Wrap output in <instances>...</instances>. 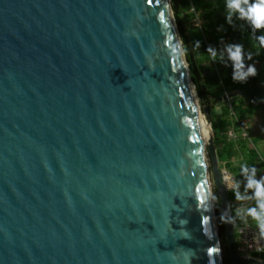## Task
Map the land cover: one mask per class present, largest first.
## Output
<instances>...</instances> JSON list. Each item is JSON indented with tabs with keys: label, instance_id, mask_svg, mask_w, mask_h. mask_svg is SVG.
Listing matches in <instances>:
<instances>
[{
	"label": "water",
	"instance_id": "obj_1",
	"mask_svg": "<svg viewBox=\"0 0 264 264\" xmlns=\"http://www.w3.org/2000/svg\"><path fill=\"white\" fill-rule=\"evenodd\" d=\"M189 82L170 0H0V264H224L211 178L261 264Z\"/></svg>",
	"mask_w": 264,
	"mask_h": 264
},
{
	"label": "trees",
	"instance_id": "obj_2",
	"mask_svg": "<svg viewBox=\"0 0 264 264\" xmlns=\"http://www.w3.org/2000/svg\"><path fill=\"white\" fill-rule=\"evenodd\" d=\"M170 1L200 105L203 108L208 107L211 113L220 169L232 173L236 182L241 181L243 194L250 195L252 190L246 189V178L240 172V166L247 164L250 169L254 167L257 179L264 168V158L254 146L248 144V139H243L239 135L237 139H231L229 133L234 130L239 134V126L234 116L243 122L246 119L251 120L258 110L264 111V48H259L258 41L253 38L252 29L245 20L233 16L232 23L227 22L225 0ZM252 2L253 0H249V3ZM261 34H264V28L256 30V35ZM230 44L243 46L245 68L254 65L256 68L254 76L247 77L245 81L233 79L232 62L224 53L225 45ZM209 47L212 52L217 53L216 56L208 51ZM258 50L260 52L257 54ZM249 52L252 53L251 59L247 58ZM234 93L236 96L230 102L220 101L226 94ZM216 106H221L220 116L216 112ZM246 131L249 132L248 124ZM238 158L240 165L235 166L234 162ZM214 196L224 264H231L228 240L215 189ZM228 198L234 218L236 203L241 199L237 200L233 191L228 193ZM251 201L255 206V201ZM259 258L264 260V254Z\"/></svg>",
	"mask_w": 264,
	"mask_h": 264
},
{
	"label": "clouds",
	"instance_id": "obj_3",
	"mask_svg": "<svg viewBox=\"0 0 264 264\" xmlns=\"http://www.w3.org/2000/svg\"><path fill=\"white\" fill-rule=\"evenodd\" d=\"M224 8L227 22L231 24L233 16L237 19L245 20L250 25L252 36L258 41L259 48H264V34L256 35L257 29L264 28V0H253L252 3H249V0H225ZM208 51H211L213 56L217 55V53L212 52L210 47ZM259 52L260 51L258 50L257 54ZM224 53L227 55V59L232 62L234 68V80L245 81L247 77L256 74V68L254 65H248L247 68H245L242 45H225ZM247 58H252L251 52L247 54ZM240 172L245 175L246 189L252 191L250 195L242 196L237 190L233 189L234 196L237 200L248 199L255 201V206L245 208L243 210V215L245 217L250 216L255 220L258 229L261 234L264 235V177L257 180L255 178L256 169L254 167L250 169L247 164H241ZM235 183L236 182L232 180L231 184Z\"/></svg>",
	"mask_w": 264,
	"mask_h": 264
},
{
	"label": "built area",
	"instance_id": "obj_4",
	"mask_svg": "<svg viewBox=\"0 0 264 264\" xmlns=\"http://www.w3.org/2000/svg\"><path fill=\"white\" fill-rule=\"evenodd\" d=\"M194 12V9H192ZM234 116V115H233ZM235 121L238 123L239 132L245 139H249V135L246 131L247 124L239 121L235 116ZM231 139H237L238 134L232 130L229 133ZM254 203L251 200L244 199L239 202L236 207L237 221L234 224H238L235 227L237 248L241 256L244 258H253L258 260L261 264H264V260L259 258L260 255L264 254V235L261 234L257 225L251 222V217H245L243 210L247 207H253Z\"/></svg>",
	"mask_w": 264,
	"mask_h": 264
},
{
	"label": "rangeland",
	"instance_id": "obj_5",
	"mask_svg": "<svg viewBox=\"0 0 264 264\" xmlns=\"http://www.w3.org/2000/svg\"><path fill=\"white\" fill-rule=\"evenodd\" d=\"M181 41H182V39H181ZM182 46H183V42H182ZM199 103H200V99H199ZM200 106H201V109L203 110V106L202 105H200ZM216 112L219 116L221 115V106H216ZM206 120H207L208 124L210 125V120L208 117H206ZM249 121H251V122H249ZM243 122L248 124V127H249V132H248L249 133V139L247 140L248 144H251L252 147L254 146L259 151L261 156L264 158V111L258 110L256 115L251 120L246 119ZM236 133L238 134V132H236ZM238 135L243 138V136L241 135L240 132ZM234 165L235 166L240 165V158L235 160ZM222 171L226 172V174L224 175V180H225V184H226L227 188L229 189L228 193L230 191H233V189H235L243 196L244 195L243 194V185H242L241 181L239 180L238 182H236L235 178L232 179V176L234 177V175L232 173H230L228 170L223 169ZM263 172H264V168H262L261 174ZM232 180L235 181L236 183L231 184ZM211 182H212V187H213V191H214L215 187H214V181L212 178H211ZM228 184H231V185H228ZM237 184H238V188H237ZM238 202L239 201H237L236 204H238ZM234 218H235V222H236L237 221V215L236 214H235ZM251 222L253 224L257 223L252 218H251ZM255 225H257V224H255ZM237 226H238V224H235L236 228H237Z\"/></svg>",
	"mask_w": 264,
	"mask_h": 264
},
{
	"label": "bare ground",
	"instance_id": "obj_6",
	"mask_svg": "<svg viewBox=\"0 0 264 264\" xmlns=\"http://www.w3.org/2000/svg\"><path fill=\"white\" fill-rule=\"evenodd\" d=\"M189 87H190L191 96H192V98L195 102L196 108H197V112H198V116H199V120H200V124H201L202 145H203L205 143V140L209 137L211 131H210L209 124L206 120V116L202 112V109H201V106L199 103L198 95L196 94V91L193 88L191 82H189ZM211 188H212V186H211Z\"/></svg>",
	"mask_w": 264,
	"mask_h": 264
},
{
	"label": "crops",
	"instance_id": "obj_7",
	"mask_svg": "<svg viewBox=\"0 0 264 264\" xmlns=\"http://www.w3.org/2000/svg\"><path fill=\"white\" fill-rule=\"evenodd\" d=\"M243 200H244V199H241V201H243ZM241 201H239V202H241ZM239 202H238V203H239ZM237 205H238V204H237ZM255 224H257V223H255ZM255 224H254V225H255Z\"/></svg>",
	"mask_w": 264,
	"mask_h": 264
}]
</instances>
